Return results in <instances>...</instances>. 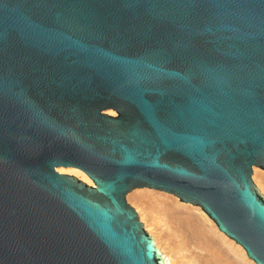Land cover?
I'll use <instances>...</instances> for the list:
<instances>
[{"label":"water","instance_id":"water-1","mask_svg":"<svg viewBox=\"0 0 264 264\" xmlns=\"http://www.w3.org/2000/svg\"><path fill=\"white\" fill-rule=\"evenodd\" d=\"M254 167L264 0H0V264H166L138 188L264 264Z\"/></svg>","mask_w":264,"mask_h":264},{"label":"bare ground","instance_id":"bare-ground-1","mask_svg":"<svg viewBox=\"0 0 264 264\" xmlns=\"http://www.w3.org/2000/svg\"><path fill=\"white\" fill-rule=\"evenodd\" d=\"M110 114L114 115L113 112ZM57 169L74 174L89 185L92 183L82 170L71 167ZM259 171L254 168L253 178L257 179V185L264 193V176ZM142 193L133 192L128 199L134 202L141 220L162 251L166 264H256L251 263L244 248L220 232L200 206L183 202L164 191H161L163 200L152 196L155 202L151 203L150 196Z\"/></svg>","mask_w":264,"mask_h":264},{"label":"rangeland","instance_id":"rangeland-1","mask_svg":"<svg viewBox=\"0 0 264 264\" xmlns=\"http://www.w3.org/2000/svg\"><path fill=\"white\" fill-rule=\"evenodd\" d=\"M112 113V112H111ZM114 113V115H116V113L115 112H113ZM255 168V167H254ZM254 168H253V174H254ZM256 168H258V167H256ZM260 171V173L261 174H263L262 176H264V170L263 169H260V168H258ZM57 171H58V169H57ZM61 173H66V172H61ZM67 174H71V173H67ZM72 175H74V174H72ZM76 176V175H75ZM254 177V176H253ZM252 177V180H253V182H254V184L258 187V189L261 191V193L264 195V193L262 192V190H261V186L259 187L258 185H257V179L255 180L254 178ZM79 178V177H78ZM80 179V178H79ZM82 180V179H81ZM92 184V183H91ZM90 184V185H91ZM258 184H259V181H258ZM260 185V184H259ZM147 189V190H146ZM133 192H134V194H138V192H139V194H140V192H143L145 195H147V196H150V198H151V200H149L151 203L152 202H155L154 201V199H152V196H158L159 197V200L161 201V200H163V194H161V191H158V190H154V189H150V188H138V189H135V190H133V191H131L129 194H133ZM150 192H152V193H150ZM142 193V194H143ZM128 194V195H129ZM129 197V196H128ZM162 198V199H161ZM146 200H148V198L146 199ZM128 201H131V199H128ZM131 203H132V206L135 208V210H136V212L138 213V211H137V209H136V206H135V204H133L134 202L133 201H131ZM138 215H139V213H138ZM139 219H140V221L143 223V225H144V228H145V230L151 235V233L149 232V230H147V228L145 227V223L141 220V218H140V216H139ZM152 236V235H151ZM153 237V236H152ZM154 239V238H153ZM155 241V240H154ZM156 243V242H155ZM156 246H157V244H156ZM158 249H160L159 247H157ZM161 251V250H160ZM161 253H162V251H161Z\"/></svg>","mask_w":264,"mask_h":264}]
</instances>
